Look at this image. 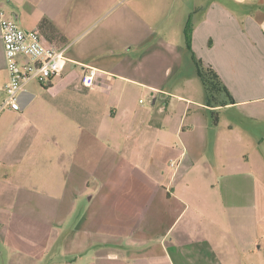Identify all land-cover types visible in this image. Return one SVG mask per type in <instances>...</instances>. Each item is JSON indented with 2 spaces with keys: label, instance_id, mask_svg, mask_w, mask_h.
<instances>
[{
  "label": "crops",
  "instance_id": "1",
  "mask_svg": "<svg viewBox=\"0 0 264 264\" xmlns=\"http://www.w3.org/2000/svg\"><path fill=\"white\" fill-rule=\"evenodd\" d=\"M206 2L192 3L186 48L226 94L211 103L162 80L177 55L151 43L143 0H0L68 58L0 112V239L25 252L2 264H264V135L247 146L210 118L264 120V0ZM7 81L3 64L0 107Z\"/></svg>",
  "mask_w": 264,
  "mask_h": 264
},
{
  "label": "rangeland",
  "instance_id": "2",
  "mask_svg": "<svg viewBox=\"0 0 264 264\" xmlns=\"http://www.w3.org/2000/svg\"><path fill=\"white\" fill-rule=\"evenodd\" d=\"M136 0H128L129 7H132V4ZM197 0H143L144 4L141 5L140 13L143 14L146 19L145 25L149 28H159L160 33L156 35V37H152L150 40L151 43L154 40H161L162 44L160 47L172 49L173 51L169 53L172 56L177 55V59L168 58L171 64V73H168L167 76L164 75L162 70V80L169 86L172 87L174 85H178V89H181L180 92L183 94H190L191 89H189V83L194 84V87H197L199 90L200 99L206 100L207 92L203 82L197 75V66L192 61V57L187 50L186 38L183 32L180 33V29L184 28L189 24V20L191 15H194L191 10L193 4H195ZM207 0H204V6H206ZM193 3V4H192ZM193 10V9H192ZM9 12V13H8ZM6 13V16L10 18L11 9ZM110 18V17H108ZM105 22V21H103ZM19 26L26 28V26L18 22ZM101 25V24H100ZM28 27V26H27ZM34 27L29 29L33 30ZM179 33V34H178ZM162 48V51H163ZM135 55V52L134 54ZM170 55L168 57H170ZM6 66V59L3 61V58L0 57V67L2 65ZM205 70V69H204ZM217 91V90H216ZM215 91V92H216ZM214 92V93H215ZM220 97L226 99V94L223 92H217L214 94V98ZM145 104L152 103V97L149 98L141 97ZM140 102V101H139ZM208 102V100H206ZM162 104V101H159V106ZM210 118L212 121V125H217L219 120L221 121L220 128L224 132H227L230 128L229 126H234L241 138L244 140L246 145L249 144L248 135L255 136L258 141V145L262 144V138L264 135V120H252L247 116L239 114L236 111H224L219 112V114H210ZM213 142V141H211ZM252 148V144L249 145V149ZM70 228L65 229L67 233ZM57 232V230H55ZM56 235V233H55ZM20 246V245H19ZM24 248L27 247V243H24ZM61 251L58 250V245H54L52 250L49 251L48 259L51 261L52 258H56V260H61L63 257L60 256ZM16 254V257H24L25 252L21 247H15L11 241L6 238V235L2 234L0 239V263H5L12 257V255ZM54 255V256H53ZM62 257V258H61ZM61 258V259H60Z\"/></svg>",
  "mask_w": 264,
  "mask_h": 264
},
{
  "label": "built area",
  "instance_id": "3",
  "mask_svg": "<svg viewBox=\"0 0 264 264\" xmlns=\"http://www.w3.org/2000/svg\"><path fill=\"white\" fill-rule=\"evenodd\" d=\"M0 24L8 71L4 87L6 97L0 112L6 108L19 111L20 94L30 83L47 84L63 74L68 62L66 48L49 42L40 29H23L4 11H0ZM96 79L97 70L90 68L85 72L82 84L91 88ZM171 166L175 167L176 162L172 161Z\"/></svg>",
  "mask_w": 264,
  "mask_h": 264
},
{
  "label": "trees",
  "instance_id": "4",
  "mask_svg": "<svg viewBox=\"0 0 264 264\" xmlns=\"http://www.w3.org/2000/svg\"><path fill=\"white\" fill-rule=\"evenodd\" d=\"M190 29H191V27H190V23H189L187 25L186 30H185V35H186L187 46L191 50V37H190V31L191 30ZM196 64H197L199 76L201 77V79L204 83V86L206 88V91L208 93V102L211 103L215 99L213 96V93L215 92L216 88L218 87L217 83H216L217 82L216 81V75L210 69L204 70L202 67V64L199 61H196Z\"/></svg>",
  "mask_w": 264,
  "mask_h": 264
},
{
  "label": "water",
  "instance_id": "5",
  "mask_svg": "<svg viewBox=\"0 0 264 264\" xmlns=\"http://www.w3.org/2000/svg\"><path fill=\"white\" fill-rule=\"evenodd\" d=\"M155 102V101H154Z\"/></svg>",
  "mask_w": 264,
  "mask_h": 264
}]
</instances>
